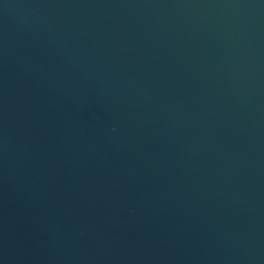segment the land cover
Returning a JSON list of instances; mask_svg holds the SVG:
<instances>
[{
  "label": "water",
  "instance_id": "obj_1",
  "mask_svg": "<svg viewBox=\"0 0 264 264\" xmlns=\"http://www.w3.org/2000/svg\"><path fill=\"white\" fill-rule=\"evenodd\" d=\"M0 264H264V0H0Z\"/></svg>",
  "mask_w": 264,
  "mask_h": 264
}]
</instances>
